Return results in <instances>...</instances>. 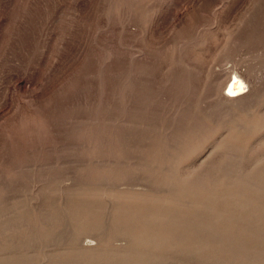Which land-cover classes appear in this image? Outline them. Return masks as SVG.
Segmentation results:
<instances>
[{
    "label": "rangeland",
    "instance_id": "374dc122",
    "mask_svg": "<svg viewBox=\"0 0 264 264\" xmlns=\"http://www.w3.org/2000/svg\"><path fill=\"white\" fill-rule=\"evenodd\" d=\"M0 264H264V0H0Z\"/></svg>",
    "mask_w": 264,
    "mask_h": 264
},
{
    "label": "bare ground",
    "instance_id": "6f19581e",
    "mask_svg": "<svg viewBox=\"0 0 264 264\" xmlns=\"http://www.w3.org/2000/svg\"><path fill=\"white\" fill-rule=\"evenodd\" d=\"M246 83L240 76L235 75L226 84L225 97L229 100H239L245 94ZM156 220L158 217L155 215Z\"/></svg>",
    "mask_w": 264,
    "mask_h": 264
}]
</instances>
